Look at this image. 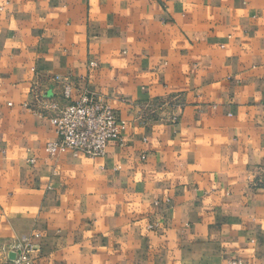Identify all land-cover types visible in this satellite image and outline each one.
Here are the masks:
<instances>
[{"label":"crops","instance_id":"obj_1","mask_svg":"<svg viewBox=\"0 0 264 264\" xmlns=\"http://www.w3.org/2000/svg\"><path fill=\"white\" fill-rule=\"evenodd\" d=\"M65 82L126 122L106 156L46 152ZM35 234L34 264H264V0H0V264Z\"/></svg>","mask_w":264,"mask_h":264},{"label":"built area","instance_id":"obj_2","mask_svg":"<svg viewBox=\"0 0 264 264\" xmlns=\"http://www.w3.org/2000/svg\"><path fill=\"white\" fill-rule=\"evenodd\" d=\"M91 66L96 64L92 63ZM72 89V85L65 82L63 95L69 103L64 107L52 106L53 115L50 121L55 127L56 138L47 143L46 152L51 157L69 151L75 157H104L110 142L121 140L127 124L119 118L102 94L86 91L74 101ZM31 162L34 163V160ZM39 237L40 234L33 237L24 236L16 259L5 264H34L32 257L39 251L34 239ZM228 264L244 263L240 259H234Z\"/></svg>","mask_w":264,"mask_h":264}]
</instances>
